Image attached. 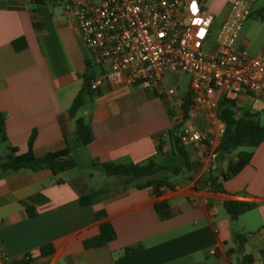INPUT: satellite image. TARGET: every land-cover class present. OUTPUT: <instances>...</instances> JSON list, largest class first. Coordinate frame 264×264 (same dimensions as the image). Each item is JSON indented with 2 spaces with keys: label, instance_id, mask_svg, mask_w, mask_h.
<instances>
[{
  "label": "crops",
  "instance_id": "obj_1",
  "mask_svg": "<svg viewBox=\"0 0 264 264\" xmlns=\"http://www.w3.org/2000/svg\"><path fill=\"white\" fill-rule=\"evenodd\" d=\"M185 1L195 5L198 0ZM199 1L219 25L235 0ZM248 1L255 11L264 8V0ZM19 39L25 48L18 51L13 44ZM237 45L240 52L259 55L264 50V21L254 15ZM88 61L79 25L61 5L52 0H0V113L5 122L0 150L6 151L0 161L12 148L16 155L28 152L35 134L37 157L71 145L76 167L86 170L77 172L75 167L55 175L45 168H0L4 252L14 263L30 258L28 264H239L245 255L254 257L253 264H264V142L251 151L239 148L218 162L216 175L225 193L213 191L203 181L197 183L208 175L204 168L193 180L177 181L172 190L131 186L123 191L121 179L108 176L101 164L139 163L162 152L158 160L164 165L184 166L182 158L171 153L168 141V131L177 126L172 102L144 84H106L93 97H86L72 118L69 110L86 74L98 75L93 66L88 72ZM188 93L189 87L183 96L177 92L174 101L183 102ZM228 98L259 120L264 115L263 94ZM77 118L91 127L93 141L86 146L75 145ZM188 120L203 135L217 138L220 120L212 117L209 105L194 104ZM185 147L191 160L198 161L197 147ZM240 151L252 152L251 161L224 180L223 173H230L238 163ZM101 189L108 194L93 205L81 204L83 194ZM228 200L252 202L256 207L232 221L224 206ZM100 212L106 213L105 219H98ZM103 221L113 225L117 238L105 247L86 248L85 241L100 233ZM236 233L247 237L242 249L234 241ZM49 244L54 253L42 256L41 248ZM137 247L138 251L124 255L125 249Z\"/></svg>",
  "mask_w": 264,
  "mask_h": 264
},
{
  "label": "built area",
  "instance_id": "obj_2",
  "mask_svg": "<svg viewBox=\"0 0 264 264\" xmlns=\"http://www.w3.org/2000/svg\"><path fill=\"white\" fill-rule=\"evenodd\" d=\"M52 1L79 25L89 62L98 70L91 89L98 91L106 84L146 85L172 102L173 121L181 127V143L197 147L202 168L215 169L216 141L223 135L225 125L217 122L215 139L203 135L186 120L183 102L174 101L177 88L167 85L168 74L187 75L193 103L209 105L213 118L218 117L222 97L239 93L264 95V50L254 57L240 52L237 45L253 17V4L248 0L233 1L212 44L215 16L199 0L195 5L185 0ZM0 264H14L1 244Z\"/></svg>",
  "mask_w": 264,
  "mask_h": 264
},
{
  "label": "trees",
  "instance_id": "obj_3",
  "mask_svg": "<svg viewBox=\"0 0 264 264\" xmlns=\"http://www.w3.org/2000/svg\"><path fill=\"white\" fill-rule=\"evenodd\" d=\"M256 15L259 19L264 21V8L254 11L253 16ZM14 47L16 50H23L25 44L22 39L14 41ZM92 67L88 61V72ZM95 78L94 73H88L85 76V85L74 100L72 107L69 110V115L72 118H76L79 110L85 104L86 97H93L98 91L91 89V80ZM194 106L192 94L189 90L188 95L184 98L182 109L184 118L187 120L189 114ZM218 119L224 123L225 130L220 138V143L217 146L218 158L217 162H222L226 155L231 154L235 150L243 147L257 148L264 142V125L261 124L257 115L240 111L235 101L228 97H222L219 101ZM5 127L4 117L0 113V130ZM180 125L174 129L168 131V141L170 144L171 153L179 155L184 163L183 167L172 165L166 166L161 163L158 158L163 153L148 158L146 161L139 163H103L101 168L103 171L112 177H120L121 182L119 187L121 190H126L133 186L135 188H146L153 186L156 189L168 188L174 189V184L170 181V177L184 178L187 180H193L202 169V165L198 161H192L185 145L181 143V139L178 135ZM35 134H33L29 140V149L25 154L16 155L17 150L11 149V153L7 158L0 161V168L3 170H20V169H50L54 174L68 172L77 166V161L72 156L73 146L68 145L63 150L50 152L43 156L37 157L34 154ZM93 141V135L90 125L83 119L77 118L75 120V145L86 146ZM164 144L162 143V146ZM238 163L230 169V173H223L224 180L230 179L236 175L244 165L248 164L253 156L252 152L240 151L238 153ZM146 178V180H144ZM209 186L215 192L225 193L223 184L219 181V177L216 175V169L210 170L207 177L204 180H197L198 184ZM108 191L101 189L92 193L83 194L80 197V202L83 206H90L95 204L104 195H107ZM225 209L232 221H236L241 215L253 210L256 207V203L240 201V200H228L224 203ZM33 215V212L30 210ZM98 219L103 220L106 218V213L100 212L97 214ZM117 238V233L113 225L109 221H103L100 225V233L85 241L86 248H100L107 246L110 242ZM234 241L238 244L240 249L245 246L247 237L244 234L236 233ZM139 250L137 248H127L124 251V255L132 254ZM54 253L52 245H45L41 248L42 256H49ZM30 258L24 259L14 264H28ZM254 257L252 255H245L239 264H253Z\"/></svg>",
  "mask_w": 264,
  "mask_h": 264
},
{
  "label": "rangeland",
  "instance_id": "obj_4",
  "mask_svg": "<svg viewBox=\"0 0 264 264\" xmlns=\"http://www.w3.org/2000/svg\"><path fill=\"white\" fill-rule=\"evenodd\" d=\"M255 21V20H253ZM217 29H218V25H215L214 26V29L211 33V42L212 44L214 43V40L216 39V32H217ZM261 34V33H260ZM169 76V79H170V86H174L177 88V92L183 96L186 94V92L188 91V87H189V83H190V79L187 75L183 74V75H179V76H173L171 75L170 73L168 74ZM178 98H180L179 96H177ZM177 99V98H176ZM181 99V98H180ZM182 101V100H181ZM260 122L262 125H264V115L260 116ZM181 128V127H180ZM179 128V129H180ZM248 151H251L252 149L251 148H248L247 149ZM6 154V151H5V148H2L0 150V156H5ZM77 170V172H83L85 173V169H83L81 166H78L75 168ZM105 175V174H104ZM105 177L109 178L108 176L105 175ZM116 178V177H115ZM113 178V179H115ZM170 181L173 182V184H175L177 181L178 182H183L182 181V178H178V177H170ZM116 179H120V177H117ZM146 180V178L144 179ZM252 215V214H251ZM240 219H243V218H240ZM254 228V227H253ZM252 230V229H251ZM247 233V231H245ZM243 230L241 231V233H245ZM256 232V231H254ZM249 234V233H248ZM256 233H252V234H249L250 237H254Z\"/></svg>",
  "mask_w": 264,
  "mask_h": 264
}]
</instances>
